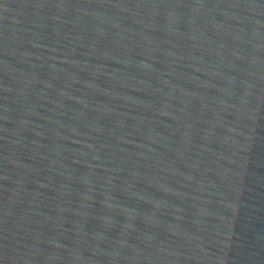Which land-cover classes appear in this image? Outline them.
<instances>
[{"label":"water","instance_id":"95a60500","mask_svg":"<svg viewBox=\"0 0 264 264\" xmlns=\"http://www.w3.org/2000/svg\"><path fill=\"white\" fill-rule=\"evenodd\" d=\"M0 264H264V0H0Z\"/></svg>","mask_w":264,"mask_h":264}]
</instances>
